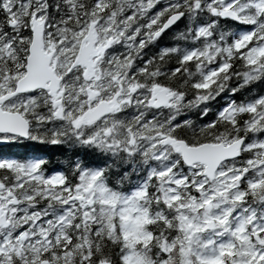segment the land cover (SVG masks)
Here are the masks:
<instances>
[{
  "label": "snow or ice",
  "instance_id": "obj_1",
  "mask_svg": "<svg viewBox=\"0 0 264 264\" xmlns=\"http://www.w3.org/2000/svg\"><path fill=\"white\" fill-rule=\"evenodd\" d=\"M0 264H264V0H0Z\"/></svg>",
  "mask_w": 264,
  "mask_h": 264
}]
</instances>
